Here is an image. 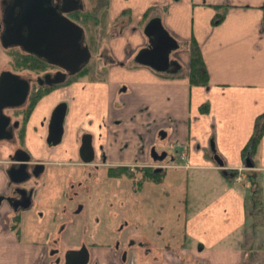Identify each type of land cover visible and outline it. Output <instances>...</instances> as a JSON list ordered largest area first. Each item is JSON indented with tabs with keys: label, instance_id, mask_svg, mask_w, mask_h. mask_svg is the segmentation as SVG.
<instances>
[{
	"label": "crops",
	"instance_id": "0c3cea01",
	"mask_svg": "<svg viewBox=\"0 0 264 264\" xmlns=\"http://www.w3.org/2000/svg\"><path fill=\"white\" fill-rule=\"evenodd\" d=\"M152 8H156L153 16L162 17L180 43L177 55L182 69L177 73L156 72L134 60L147 42L143 29ZM219 13L224 17L216 21ZM107 21L112 33L110 64L98 70L101 78L96 73L95 79L83 77L38 101L24 148L34 155L51 148L45 124L64 101L69 103L64 139L72 134L71 147L63 140L58 149L68 155L46 161L60 165L70 158L77 160L83 132L93 134L97 150L105 146L112 165L132 163L138 157L146 162L153 148L173 145L176 156L164 181L143 176L134 184L142 193L147 184H164L169 171L182 175L171 180L176 186L164 184L162 189L163 195L172 198L178 197L177 189L184 191L182 199L189 209L182 238L167 244L166 258L175 264L174 254L182 250L181 255L196 258L191 264H264V226L250 227L247 211L256 189L262 190L264 200V136L257 155L252 158L246 151L256 121L264 114V0H110ZM192 40L199 45L209 72L205 87L190 84L188 45ZM84 99L89 104L85 113ZM216 154L224 168L215 162ZM249 158L252 167L247 164ZM228 171L238 172L237 177ZM7 182L0 167V195ZM5 208L9 211L7 204L1 209ZM2 219L0 215L1 225ZM10 220L13 231H0V264H25L24 220L16 222L12 216ZM138 237L142 252L153 249L146 234ZM109 245L94 248L99 264H118L116 258L108 257ZM100 252L107 254L100 256Z\"/></svg>",
	"mask_w": 264,
	"mask_h": 264
},
{
	"label": "flooded vegetation",
	"instance_id": "af4514ba",
	"mask_svg": "<svg viewBox=\"0 0 264 264\" xmlns=\"http://www.w3.org/2000/svg\"><path fill=\"white\" fill-rule=\"evenodd\" d=\"M14 1L15 0H0V47L5 50L6 53H11V51H20L22 54H27L23 52L21 48L18 47L4 48L1 40V36L5 29V10L8 9L9 6L14 3ZM51 1L55 7H58V10H68V12L64 14L69 19L84 28V24L81 22V19L83 20L86 16L89 17L90 12V10L86 9V0H77L78 5H73V2L76 0ZM84 44L88 47L90 53L92 54V61V59L94 58V52L91 49V45L87 40L86 34ZM175 59H177L176 56L172 57V60ZM91 61L89 64H91ZM46 65L47 66L44 68V71L40 74L33 73V71L27 70L26 71L29 73V75L24 74V72L27 73L26 71L19 72L17 70H3L0 72L1 75L5 71H10L14 74L20 75L22 78H24L30 83L29 96L23 105L8 106L0 110V117L1 115L6 116V119L0 121V144L12 146V149L9 151H0V167L5 172L8 178L7 189L0 195V209L3 207V204H7V207L9 208V211H7V213L12 216L13 219L16 218L22 221L24 220V216L32 214V220H34L35 218H39L40 223H42L43 219L46 217L47 212L42 211V207L40 206L43 205L44 200H46L47 202L45 206L52 212V214H50L49 216L51 220L48 225L53 226L58 219L63 225L62 230L56 235H53L50 232H47L46 234L47 241L45 247L47 248L46 255L48 256V259H46L47 264H66V257L69 255L70 251H80L84 247L88 248L90 252L89 264H99L97 258H94V248H97L98 245L100 246L102 244H98L96 242L90 245L87 244L85 241V235L82 234V231L84 230L86 234V224L88 221H90V218L93 219L94 222L95 215H91V212L93 206L97 203V201V204H99L103 208L113 206V203L111 202V198L109 197L108 193H105L103 196L100 195L102 192L101 187H104L103 184L107 182L105 181L107 180L106 177H108L107 174H110V172L113 170L124 172L129 171L130 174L133 175L131 179L134 181V183L139 182V179L143 176L145 178H149L148 175L153 177L160 174L165 177L168 170L172 167L173 156H171L168 146L163 145L160 150L155 147L150 151L149 161H142V158L138 157L132 163L124 162L112 165L109 162L110 157L106 152L105 146L100 145L99 149L97 150L95 145V153L93 155L94 162L90 164L84 163L82 162L80 156V148L83 144V139H87L89 136H91L94 144L95 142L93 134L83 132L79 137V146L76 151L77 160L70 158L71 160L69 162L61 163L60 165L56 164V166L76 165L79 167H83L85 168L83 174L86 173L88 177L87 181H85L84 177H81V175L83 174L77 176L76 179L72 177L70 178V182H68L67 184L68 190L66 189L63 196L49 198L44 196V189L46 188V183L43 179L46 176V172L49 166H51L52 164L49 161L34 158V154L24 148L23 142L24 139H26V135H28L30 117L34 111V107L38 103L37 102L33 105L32 99L36 95H39L42 90L47 89V92L43 93L42 97L38 100L40 101L44 97L50 95L55 90L60 89L62 86H66L67 84L74 82L72 81V78L76 76H68V79L64 84L55 87H49L46 85L40 86L38 83V78L40 76H43L46 73H51L53 76H55L59 72H64V70L58 66L50 65L48 63H46ZM174 68L175 67L173 65L169 67L170 70ZM50 122L51 116L45 124L47 130L46 141L49 136ZM163 142L164 140H161L162 144ZM88 154L89 153L87 152L84 157L89 158L90 155ZM25 158L29 159L27 163L23 161H17L23 160ZM21 164H26V166L22 167ZM41 165L44 166L41 167ZM12 169H15L13 175L17 182H12L9 178L8 172ZM91 169H93V171H91ZM104 169L106 171L102 175V179L99 180L100 172ZM90 184H93L95 186H93V190L91 189ZM93 200H95L93 205L86 204V202L88 204H91ZM120 203L122 206H124L125 204L124 202ZM82 219L86 223H84ZM96 220L97 222H99L98 218H96ZM79 222H83V230H81V226L80 229H75V233L73 236L69 238H65L62 236L63 232L66 230V228H68L69 225L75 226ZM127 223L129 225V222ZM124 228L125 227H123V229ZM80 230L81 232H79ZM141 247H143V245L137 244L133 236H127L126 238H124L123 243L117 241L114 244L109 245L108 249L110 251V254L108 255V257L110 256L116 258L118 264H130L133 258V254H135L136 251H141ZM152 250V248L148 247L143 252L146 258H151V256L153 255ZM135 264H140L137 261V258Z\"/></svg>",
	"mask_w": 264,
	"mask_h": 264
},
{
	"label": "rangeland",
	"instance_id": "374dc122",
	"mask_svg": "<svg viewBox=\"0 0 264 264\" xmlns=\"http://www.w3.org/2000/svg\"><path fill=\"white\" fill-rule=\"evenodd\" d=\"M97 1L98 0H86V9L90 11L95 9L97 6ZM154 13L155 12L151 11L150 16L148 17V19L146 18L145 23L154 15ZM96 14L100 18V21H102V23L97 29L96 43L95 45H91V49L94 52V58L91 61V65H93L96 75L101 78L102 74L99 73L98 70L103 71L104 68L106 69L110 64L109 62H107L108 59H110L108 51V40L109 37H112V33L110 32V27L107 23L109 21V19L107 21V13L103 12L100 9V11L98 10ZM13 59V53H6V51L0 47V72L3 70H16L13 67ZM19 72H21V70H19ZM24 74L29 75L28 72H24ZM85 96L86 94H84V98ZM81 107L83 113H85L86 111L88 112L89 104H86L85 99L83 100V104L81 105ZM70 133H72V130ZM72 138L73 136L72 134H70L69 138L64 139V143L68 141V149H70L71 147L70 141H72ZM11 149V145L8 146L5 144H0V151H9ZM51 149L52 148L49 149L47 147L46 152H37V155H34V158L43 160H60V158L68 155L66 151L65 153L60 152V147L58 149V146L54 147L52 152ZM169 151L171 156H176L177 149L175 146L171 145L169 147ZM51 164L52 165L49 166L46 172V176L43 179L46 183L44 196H46L47 198L61 197L64 195L66 189L68 190L67 184L68 182H70V178L74 177L76 179L77 176L83 174L85 168L76 165L56 166V164ZM91 171H93V169H91ZM105 171V169L101 170L99 180L102 179V175ZM113 171V174L112 171L110 173L111 175L107 174L109 178L106 177L107 180L105 181L107 182L103 184L104 187H101L102 192L100 194L101 196H103L105 193H108L113 206L103 208L102 206L97 204V201V203L93 206L91 212V215H95L94 222L91 218L90 221L87 222L86 234L83 230V222H79L75 226L69 225L68 229L66 230V232H64V234H62V236L65 238H69L74 235L75 229H80L82 226V234L85 235V241L87 244L90 245L96 242L102 245H109L114 244L117 241L123 243L124 238H126L127 236H133V238L138 241L141 239L138 237L139 234L143 233L146 234L148 240H150L154 245L152 250L153 255L151 256V258H146L142 251H136V253L133 254V258L130 264H135L136 258L140 264H171L172 262L165 256V248H167V244L171 243V241H173L174 239L177 240L182 238V234L184 232V224L186 222V217L188 216L189 209L186 207L185 202L182 199L184 197V191L182 192V190L177 189V193L179 195H177L178 197L175 198H172L173 196L167 197L163 195L162 191L165 190L164 184H167L172 188L176 186L177 183H172L171 180H173V178L180 179V176L182 175L177 173L176 175H174V172L169 171L168 178L165 181L166 183L163 182L164 184L157 185L147 184L142 193H137V187H135V183L131 179L132 177H128L125 173L121 172L124 176L121 178H116L113 176H117V174L120 173L117 170ZM81 177H84L85 181H87L88 179L86 173L81 175ZM93 186V184H90L92 190ZM94 201L95 200H93L91 204H88L86 202V204L93 205ZM46 202L47 201L44 200V204L40 206L42 207V211L47 212L46 217L43 219L42 223H40L39 218H35L34 220H32V214L24 216V221L22 224L24 238L22 237V239L23 241L28 242V246L26 245V248L22 247L25 251H27L28 254V257L26 255L27 258L25 257L24 260L25 264H47V248L45 247V245H43L44 240L47 238L46 232H52V234H56L63 228V225L61 224L59 219L56 223H54L53 226L48 225L51 220L49 216L50 214H52V212L48 208H46ZM120 202H125L127 204H124V206H122ZM0 210V215L3 218L2 225L0 222V231H3L5 228L11 229V216L7 213L6 208ZM96 218L99 219V222H97ZM127 222H129V225ZM84 223L86 222L84 221ZM123 227L125 228L123 229ZM46 229L48 230L46 231ZM11 230L13 231V229ZM17 230L18 228H15V234L17 233ZM81 230L79 232H81ZM35 241L38 242L34 244ZM155 245L157 246V248ZM179 251L182 252V250H178V252L174 254L177 258V263L175 264H181L182 262L191 264L192 262L196 261V258L193 255H181ZM102 253L104 254V256L105 254H107V252ZM102 253L100 252L99 255L101 256ZM102 258L104 257L102 256Z\"/></svg>",
	"mask_w": 264,
	"mask_h": 264
},
{
	"label": "water",
	"instance_id": "95a60500",
	"mask_svg": "<svg viewBox=\"0 0 264 264\" xmlns=\"http://www.w3.org/2000/svg\"><path fill=\"white\" fill-rule=\"evenodd\" d=\"M73 5H78L74 1ZM68 10H58L51 0H15L5 10V29L1 36L4 48L18 47L23 52L31 54L46 63L58 66L64 70L55 76L46 73L38 78L40 86L55 87L64 84L68 76H75L82 72L90 63L92 54L85 46V30L76 22L69 19L64 13ZM147 42L137 52L134 60L141 66L148 67L156 72L177 73L182 69L177 52L180 51L179 41L164 26L162 17L151 18L143 29ZM177 59L172 60V57ZM173 65L175 68L170 70ZM30 92V83L18 74L5 71L0 75V110L8 106L23 105ZM69 103L60 102L51 114L49 136L47 144L56 147L63 142L65 134V120ZM6 119L1 115L0 121ZM88 140V141H86ZM212 149L214 144L212 143ZM89 153V158L84 157ZM26 153V152H25ZM95 144L89 136L83 139L80 148L81 160L84 163H93ZM29 159L23 161L27 163ZM215 162L224 168L225 164L216 154ZM249 167L253 166L252 160L247 161ZM25 167L26 164H21ZM44 165H41L43 167ZM8 172L12 182H17L13 173ZM226 172V171H225ZM66 264H89L90 252L84 247L80 251H70L66 257Z\"/></svg>",
	"mask_w": 264,
	"mask_h": 264
},
{
	"label": "trees",
	"instance_id": "16d2710c",
	"mask_svg": "<svg viewBox=\"0 0 264 264\" xmlns=\"http://www.w3.org/2000/svg\"><path fill=\"white\" fill-rule=\"evenodd\" d=\"M109 1L110 0H98L97 6L95 9L91 10L89 12V17H85L83 20L81 19V22L84 24L87 40L89 41L90 45H95L96 43V34L97 29L101 25L102 21H100V18L97 16L96 12L100 9L107 13L109 8ZM225 10H227L226 6L224 7ZM98 9V10H97ZM156 8H152L147 14L146 17L148 18L152 12H155ZM224 17V14L219 13L216 16V21L220 20ZM188 48L190 50V70H189V79L190 84L192 86L196 87H205L209 84V72L207 70L202 51L197 44L196 41L192 40L190 44L188 45ZM11 53L14 54V59L12 61L13 67L19 71H33L37 74H40L44 71V68L47 66L45 62L38 59L35 56L22 54L20 51H11ZM95 70L93 68V65L89 64L82 72H80L78 75L72 78V81L79 80L83 77L90 76V79H95L94 77ZM47 92V89L42 90L39 95H36L32 99V104H36L38 100L42 97L43 93ZM207 110V109H206ZM205 111V109H204ZM264 136V114L261 115L257 121L255 126V131L253 134V137L250 141V144L247 146L246 151H250L252 158L257 155L259 145L262 141V138ZM245 151V153H246ZM114 171H112L113 174ZM125 173L128 177H132L133 175L130 174V172H124L119 171L120 174H117V176H113L116 178L123 177V173ZM111 173V172H110ZM229 174H232L233 177H236L238 175V172L236 171H228ZM111 175V174H110ZM149 178L156 182L163 181L162 175L157 176H150ZM247 211H248V224L250 227H262L264 226V200L262 199V190L256 189L252 193V195L248 199V205H247ZM252 211V212H251ZM20 219H17L16 222H19Z\"/></svg>",
	"mask_w": 264,
	"mask_h": 264
}]
</instances>
